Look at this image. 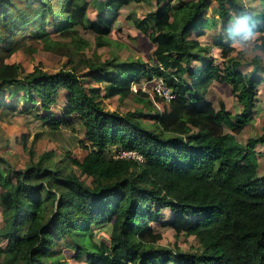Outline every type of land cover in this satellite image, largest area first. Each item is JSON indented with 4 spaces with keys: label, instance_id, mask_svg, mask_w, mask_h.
<instances>
[{
    "label": "trees",
    "instance_id": "obj_1",
    "mask_svg": "<svg viewBox=\"0 0 264 264\" xmlns=\"http://www.w3.org/2000/svg\"><path fill=\"white\" fill-rule=\"evenodd\" d=\"M257 1L255 14L242 0H0V110L35 112L53 133L79 131L85 152L82 160L37 158L24 136L25 169L4 168L0 154V264H69L63 250L86 264H264V177L255 152L264 136L237 138L259 111L264 68L260 56L249 66L231 58L248 32L260 36L264 53V0ZM132 4L152 8L128 21L149 37L153 64L88 58L91 43L81 33L109 48ZM39 42L66 56L70 69L27 73L9 62L37 53ZM159 79L174 96L162 99L163 109L151 101L149 114L108 110L117 97L140 101L145 95L133 85ZM216 83L231 88L242 112L213 104ZM120 151H136L143 162L116 157ZM155 225L199 247H163Z\"/></svg>",
    "mask_w": 264,
    "mask_h": 264
},
{
    "label": "rangeland",
    "instance_id": "obj_2",
    "mask_svg": "<svg viewBox=\"0 0 264 264\" xmlns=\"http://www.w3.org/2000/svg\"><path fill=\"white\" fill-rule=\"evenodd\" d=\"M254 11L255 14L260 13L262 8L257 0H242ZM152 8L148 5H136L132 4L126 8L120 15L111 38V46L106 49H100L96 46V37L90 32H82L81 36L83 40H87L91 43V47L85 51L88 58H95L100 61H107L116 58L120 62H127L128 60H142L145 63L153 64L152 54L154 52V46L151 43L149 37L137 30L128 21V17L137 16L145 17ZM89 15L93 20L97 18V10L93 7L89 10ZM248 26L244 25L240 28L239 32L247 30ZM53 36H57L54 29L51 30ZM209 36V42H212L213 33ZM259 35H254L245 39L241 37L235 44L236 50L231 55L232 59L240 61L244 66H249L257 56L262 57V65L264 68V53L257 49L259 43ZM54 39L59 40L58 37ZM38 49V52L33 55H26L22 52L14 55L10 63L21 64L27 73L33 72L35 67L40 66L44 71L51 74L57 73L60 70H69V61L66 56L57 52H49L44 50L43 43H36L34 45ZM218 60L221 59L220 54H216ZM222 61V60H221ZM250 70L253 67H249ZM244 70H247L245 67ZM87 70H84V75L87 80H90V76L87 75ZM264 74V73H263ZM262 74V75H263ZM92 86L97 85L95 82L88 81ZM135 89L145 87V91L142 89V93L145 96H140V101H133L128 98L121 100L118 97L107 101V108L110 111H118L120 113L135 112L136 110H142L144 113L149 114L147 109V102H154L156 107L163 109L164 101L161 102L155 96V83L144 81L142 84H134ZM142 86V87H141ZM2 98V97H1ZM209 99L213 104L220 108V103H224L227 110L232 113L242 112V107L239 106L237 98L233 95L231 88L226 85H220L218 83L212 88ZM258 100L260 102L259 111L255 113L254 118L250 121L245 128L243 134L238 138L240 143L246 144L250 139H260L264 136V86L262 90L258 92ZM27 107V105H26ZM21 110L24 111L26 108ZM63 109V108H62ZM59 112H62L60 110ZM35 112L29 113H10L0 110V154L8 160V166L4 168H12L13 170L25 169L28 165L29 153L25 151L23 145V137L26 136L25 144L29 150H33L34 153L39 156L47 152H54L56 160H64L66 156L82 160L85 157L83 146H81L84 140V134L79 131H73V129H64L63 131L53 133L49 130V124L44 123L39 119ZM146 126H151L153 123L147 120ZM79 130V129H77ZM115 149L113 150V153ZM260 162V175L264 177V143H259L255 149ZM36 158V159H37ZM69 163L68 161H66ZM85 179V178H84ZM90 183V180L87 181ZM166 214H170L169 211H164ZM169 212V213H168ZM0 224L3 225V221L0 215ZM155 229L163 234V240L160 245L167 248L174 249L175 246L181 248L184 252H193L199 247L198 239L194 237H175V232L169 229H164L160 225H155ZM98 239L101 241H108L109 236L104 231L98 230ZM90 246L89 240L85 243ZM66 256V261L69 264H86L87 258L81 260H75V254L72 251L63 250Z\"/></svg>",
    "mask_w": 264,
    "mask_h": 264
},
{
    "label": "built area",
    "instance_id": "obj_3",
    "mask_svg": "<svg viewBox=\"0 0 264 264\" xmlns=\"http://www.w3.org/2000/svg\"><path fill=\"white\" fill-rule=\"evenodd\" d=\"M155 83V96L156 98H161L165 100L167 103L171 102L173 100V93L172 90L166 85L165 81L162 79L154 81ZM142 87V86H141ZM145 91V87L142 88H136L133 86L134 92H138L140 90ZM141 90V91H142ZM118 158H127V159H133L139 162H143V156L140 155L136 151H120L119 154L116 155Z\"/></svg>",
    "mask_w": 264,
    "mask_h": 264
},
{
    "label": "clouds",
    "instance_id": "obj_4",
    "mask_svg": "<svg viewBox=\"0 0 264 264\" xmlns=\"http://www.w3.org/2000/svg\"><path fill=\"white\" fill-rule=\"evenodd\" d=\"M249 37H252V33L251 32L246 33L245 36H244L245 39H248Z\"/></svg>",
    "mask_w": 264,
    "mask_h": 264
}]
</instances>
